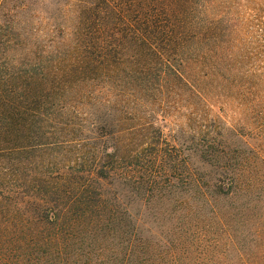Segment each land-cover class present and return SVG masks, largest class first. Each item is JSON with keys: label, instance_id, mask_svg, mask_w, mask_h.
<instances>
[{"label": "trees", "instance_id": "trees-1", "mask_svg": "<svg viewBox=\"0 0 264 264\" xmlns=\"http://www.w3.org/2000/svg\"><path fill=\"white\" fill-rule=\"evenodd\" d=\"M79 4L71 77L0 64V264H264V221L253 252L230 225L250 210L236 201L264 186V159L229 146L225 135L243 136L219 119L223 131L188 147L164 129L178 109H207L201 88L215 82L264 121V0ZM25 9L10 11L8 29ZM9 32L0 27V49ZM114 185L146 203L176 198L173 235L144 239Z\"/></svg>", "mask_w": 264, "mask_h": 264}, {"label": "rangeland", "instance_id": "rangeland-1", "mask_svg": "<svg viewBox=\"0 0 264 264\" xmlns=\"http://www.w3.org/2000/svg\"><path fill=\"white\" fill-rule=\"evenodd\" d=\"M2 1L3 5L0 9V27H2L4 31H10L9 36L13 43L8 49H5V47L0 49V53L2 52V54H0L1 66L14 63L18 67L15 69L16 73L18 70V72L22 73L30 71L39 75H52L53 73L71 74L68 75L71 77L73 75L71 62L73 60V54H75L73 50L75 44L74 30L80 19V9L78 7L80 6L79 3L86 0ZM23 2L27 4L28 9L19 13L17 18L19 24L15 26L14 31H12L8 29L10 23L8 14L12 12L13 8L20 6ZM104 7L105 6H102V8ZM105 9H103V11ZM18 11L20 10L17 8L15 12ZM6 35H8L7 32ZM22 65L30 66L25 67ZM4 70L5 69L1 68L0 72H4ZM83 86L84 85H80L76 87L74 93L86 91V86ZM100 87L101 86L97 84L91 85L89 90H98ZM201 89L208 100V103L205 105L208 106L206 107L207 109L200 108V110L197 111L196 107L195 109L193 108V112H196L197 115H192L193 112L186 114L179 109L177 112L171 113V117L167 118V126L164 128L165 132L171 135V139H175L174 141L179 145H186L188 147L193 144L194 136H196V141L198 143L200 141L198 135H201L202 132L223 131L222 127H216L215 124L213 125L211 123V120L219 119L220 121L222 120L226 126L235 127L239 134L243 136L241 139L225 135V139L227 138L226 141L229 146H240V151L243 149L245 151L249 149V147L245 145L249 144L250 147L264 159V121L253 119L250 106L236 101L235 98H232V96L236 97L234 94H231L232 91L230 89L227 91L220 89L217 82H215V84L206 83ZM76 96L77 94H75L74 98ZM194 143L196 144V142ZM192 162L194 167L206 173L210 174L211 171H213L210 167L207 168L204 166L195 155L192 157ZM261 168H263L262 165H260V169ZM178 170H180V165L178 166ZM261 179L264 181V171L262 172ZM256 187L258 188L250 189L246 198L242 197L240 201L238 200L239 202L236 201L237 207L250 201L249 204H246V207H249L250 210H245L230 223L233 229L238 231L236 233L239 235L246 233L248 235L247 240L248 244L251 246V252L255 251V249L252 248L251 241L253 236L250 232H253L255 228L259 226L261 227V225L257 223L259 219L264 221V186L258 185ZM122 189L125 188L118 187V185L108 186V190L112 194L113 192H117L118 194L121 192L120 200L123 204V208L132 215L131 218L134 220V223L136 225L138 223L140 230L143 232L144 239L152 241L156 240V238H160V236L169 238L173 235L174 227L177 224L176 217L178 216V213L174 214L173 212L174 206H176V198H165V200L160 202L155 199L154 202L146 203L140 201L137 196L131 194L129 191ZM177 192L176 195L179 196L181 192L180 189H178ZM224 204L227 203H220L219 208L224 212V215H226L230 208L229 206H223ZM232 213H234V210H232ZM238 237L241 240L242 237ZM22 244L24 250L25 244ZM6 245H8V242ZM17 246L19 245L15 244L14 248L18 249ZM26 249L28 253H33L34 256L36 252H40L42 255L46 252L44 246L40 248V246H36L35 244L31 246L30 243L26 244ZM0 251H2V247H0ZM68 253H70V250ZM64 254H66V250ZM69 259L68 264H75L72 257H69Z\"/></svg>", "mask_w": 264, "mask_h": 264}]
</instances>
